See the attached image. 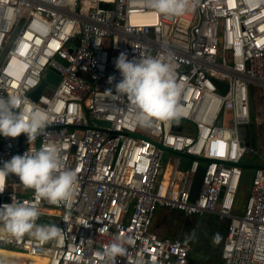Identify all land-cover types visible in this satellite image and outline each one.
Returning <instances> with one entry per match:
<instances>
[{
    "label": "built area",
    "instance_id": "2783aa9c",
    "mask_svg": "<svg viewBox=\"0 0 264 264\" xmlns=\"http://www.w3.org/2000/svg\"><path fill=\"white\" fill-rule=\"evenodd\" d=\"M120 52L171 57L181 89L178 120L141 124L126 98L103 93L121 79L114 64ZM47 70L57 83L32 96ZM17 93L41 110L46 127L33 143L24 134L0 136V167L57 144L77 182L70 200L52 204L9 175L0 207L36 206V224H54L61 235L16 238L0 224V248L45 264H110L97 253L123 237L133 243L115 264H189L190 242L151 229L163 207L226 219L221 264H264V109L251 117L253 95L264 103V0H195L179 16L157 15L149 0H0V97ZM241 163L260 167L236 212Z\"/></svg>",
    "mask_w": 264,
    "mask_h": 264
},
{
    "label": "clouds",
    "instance_id": "9594fccd",
    "mask_svg": "<svg viewBox=\"0 0 264 264\" xmlns=\"http://www.w3.org/2000/svg\"><path fill=\"white\" fill-rule=\"evenodd\" d=\"M150 7L157 15H183L195 7V0H149ZM115 68L121 79L103 93L114 99L126 98L137 112L141 124H149L153 119L170 122L179 119L178 98L180 85L177 83L175 66L171 57L141 55L128 58L120 52L115 59ZM114 76L107 83L112 84ZM26 95L17 93L10 97H0V136L17 138L21 134L33 143L40 136L46 120ZM9 175L18 177L25 189H32L37 199L59 204L71 199L77 174L66 167L61 147L57 144L32 149L23 155H14L0 167V193L4 191V181ZM40 212L36 206L18 201L0 207V224L16 238L30 235L47 242L61 235V228L52 225H38ZM218 239V237H217ZM133 243L131 238H120L106 246L97 255L104 261L115 264L117 256L126 254L125 245Z\"/></svg>",
    "mask_w": 264,
    "mask_h": 264
},
{
    "label": "rangeland",
    "instance_id": "374dc122",
    "mask_svg": "<svg viewBox=\"0 0 264 264\" xmlns=\"http://www.w3.org/2000/svg\"><path fill=\"white\" fill-rule=\"evenodd\" d=\"M51 89L52 87L48 86L43 92L49 93ZM251 103V117L253 118L260 114L261 109H264V103L260 102L259 98L255 94L251 99ZM165 157L172 159V155L169 153H165ZM185 160L186 159L183 158V161ZM248 169V175H251L253 169ZM226 222V219H220L217 215L212 214H191L189 216H184L182 214V217L178 221V226L183 233L182 239L184 241L191 242V244L195 239V251H193L192 256L194 260L193 264H210L211 262L217 260L219 261V244H221L222 234L225 233ZM212 254H215L214 258H212ZM17 262L18 261H14L12 258L7 257L6 250L0 249V264H14ZM27 263L30 264L29 261Z\"/></svg>",
    "mask_w": 264,
    "mask_h": 264
},
{
    "label": "crops",
    "instance_id": "0c3cea01",
    "mask_svg": "<svg viewBox=\"0 0 264 264\" xmlns=\"http://www.w3.org/2000/svg\"><path fill=\"white\" fill-rule=\"evenodd\" d=\"M212 215H215V214H212ZM181 217H182V213L180 211L159 207L156 209V211L153 214L152 222H151V229L152 231L156 232L159 236H168V237L180 236L182 238L183 233L178 226V221ZM223 234L221 237V241L223 239ZM193 250H194V247H193ZM218 255H219V252H218ZM192 256L193 255H191L189 259L191 260V262L194 261ZM214 257H215V254H212V258ZM211 260L214 261L213 259ZM212 263L216 264V261L211 262L210 264Z\"/></svg>",
    "mask_w": 264,
    "mask_h": 264
},
{
    "label": "water",
    "instance_id": "95a60500",
    "mask_svg": "<svg viewBox=\"0 0 264 264\" xmlns=\"http://www.w3.org/2000/svg\"><path fill=\"white\" fill-rule=\"evenodd\" d=\"M58 81V77L57 75L52 71V70H47L46 71V76L44 78V80L41 82V84L32 92V96H37L40 91L42 90L44 84L46 82H52L53 84H56ZM221 85V84H219ZM99 124H106V122L103 121H97ZM175 129H180L179 125H175ZM240 166L242 168H259V165H254V164H246V163H241ZM203 173H204V166L200 165L194 175V179H193V183H192V187L190 190V201H194L197 198V195L199 193V189L202 183V178H203ZM195 243V239L192 242V246L194 247Z\"/></svg>",
    "mask_w": 264,
    "mask_h": 264
},
{
    "label": "trees",
    "instance_id": "16d2710c",
    "mask_svg": "<svg viewBox=\"0 0 264 264\" xmlns=\"http://www.w3.org/2000/svg\"><path fill=\"white\" fill-rule=\"evenodd\" d=\"M248 170H249L248 168L243 169V177L241 179L240 189L238 191L237 198H236V210H235L236 212L241 211V208L243 207V203L245 201L247 187L249 184V177H250V175H248V172H247ZM193 251H195V250H193ZM191 255H193V253ZM218 257H219V255H218ZM193 262L194 261L191 262V260H189V264H193ZM216 264H221L220 257H219V261L218 260L216 261Z\"/></svg>",
    "mask_w": 264,
    "mask_h": 264
},
{
    "label": "bare ground",
    "instance_id": "6f19581e",
    "mask_svg": "<svg viewBox=\"0 0 264 264\" xmlns=\"http://www.w3.org/2000/svg\"><path fill=\"white\" fill-rule=\"evenodd\" d=\"M3 250H6V249H3ZM6 252H7L8 258L10 257L14 261H18L17 263H14V264H28L27 263L28 261L30 262V264H45L46 263V258L37 256V255H30L27 253L15 252L11 250H6ZM19 261H21L22 263Z\"/></svg>",
    "mask_w": 264,
    "mask_h": 264
}]
</instances>
